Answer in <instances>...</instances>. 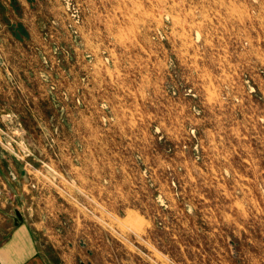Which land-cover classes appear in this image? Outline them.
<instances>
[{
  "label": "rangeland",
  "instance_id": "1",
  "mask_svg": "<svg viewBox=\"0 0 264 264\" xmlns=\"http://www.w3.org/2000/svg\"><path fill=\"white\" fill-rule=\"evenodd\" d=\"M63 264H264V0H0V220Z\"/></svg>",
  "mask_w": 264,
  "mask_h": 264
},
{
  "label": "crops",
  "instance_id": "2",
  "mask_svg": "<svg viewBox=\"0 0 264 264\" xmlns=\"http://www.w3.org/2000/svg\"><path fill=\"white\" fill-rule=\"evenodd\" d=\"M0 220V264H63L60 255L40 244V230L27 217L11 219L10 226Z\"/></svg>",
  "mask_w": 264,
  "mask_h": 264
}]
</instances>
